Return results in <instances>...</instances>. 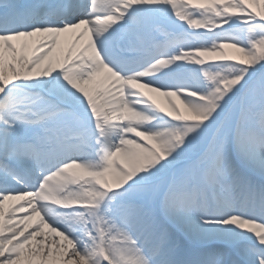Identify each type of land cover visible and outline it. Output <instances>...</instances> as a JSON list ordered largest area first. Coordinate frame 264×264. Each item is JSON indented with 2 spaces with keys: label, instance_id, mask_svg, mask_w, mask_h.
<instances>
[{
  "label": "snow or ice",
  "instance_id": "obj_1",
  "mask_svg": "<svg viewBox=\"0 0 264 264\" xmlns=\"http://www.w3.org/2000/svg\"><path fill=\"white\" fill-rule=\"evenodd\" d=\"M0 264H264V0H0Z\"/></svg>",
  "mask_w": 264,
  "mask_h": 264
},
{
  "label": "bare ground",
  "instance_id": "obj_2",
  "mask_svg": "<svg viewBox=\"0 0 264 264\" xmlns=\"http://www.w3.org/2000/svg\"><path fill=\"white\" fill-rule=\"evenodd\" d=\"M157 99L159 100V102L162 104V105H165L166 106V102L164 101V99L162 97H159L157 96ZM178 103V101H177Z\"/></svg>",
  "mask_w": 264,
  "mask_h": 264
}]
</instances>
